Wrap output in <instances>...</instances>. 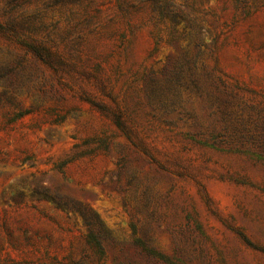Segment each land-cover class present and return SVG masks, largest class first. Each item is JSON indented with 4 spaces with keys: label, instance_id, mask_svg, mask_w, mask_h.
Here are the masks:
<instances>
[{
    "label": "rangeland",
    "instance_id": "rangeland-1",
    "mask_svg": "<svg viewBox=\"0 0 264 264\" xmlns=\"http://www.w3.org/2000/svg\"><path fill=\"white\" fill-rule=\"evenodd\" d=\"M0 264H264V0H0Z\"/></svg>",
    "mask_w": 264,
    "mask_h": 264
}]
</instances>
